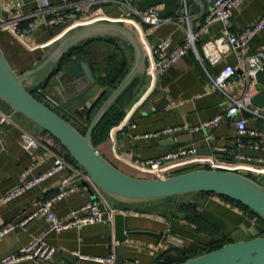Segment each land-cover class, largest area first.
<instances>
[{"label": "crops", "instance_id": "0c3cea01", "mask_svg": "<svg viewBox=\"0 0 264 264\" xmlns=\"http://www.w3.org/2000/svg\"><path fill=\"white\" fill-rule=\"evenodd\" d=\"M22 1L24 11H31L36 7L37 0ZM47 1L56 5L70 4V11L74 15H79L84 10L93 13V11L102 9L103 6H109L107 4H93L86 9L88 0ZM204 5L203 12H197L195 7H191V11L195 13L191 23L194 28L202 23L203 16L209 8L208 4ZM263 6L264 0H246L234 10L229 23L230 29L233 32H238L255 21L261 14ZM110 12L115 13L117 9L113 8ZM220 28L221 24L219 22L210 24L208 32L201 37L197 47L207 38L217 35ZM54 31L45 25H39L31 33V40L36 45L33 50L24 48L18 40L6 33H0V46L12 67L19 72H23L36 65L45 54L48 46L56 40L57 37H54ZM168 34L172 39L171 46L179 44L184 37V31L181 27L173 21H166L153 28L149 38L150 42H156L160 37ZM100 37L115 38L117 46L128 54L129 68L133 59L131 46L124 47L121 44L122 39L119 37L108 35ZM85 49L92 54L89 60L97 68V66L104 65L107 55L115 51V44L108 43L104 39H95L87 43ZM259 53L264 54V29L250 39L246 54L256 55ZM82 56L77 54L76 60H86ZM86 61L88 62V60ZM203 63L211 75L217 74L226 64L233 66L235 69V83L226 90L235 98L242 94L247 85V79L243 77L247 64L243 57L237 55L234 51H230L216 65H209L205 61ZM52 72H48L46 68L36 73L32 79H29L28 89L36 88L45 83L44 90L46 91L55 82L53 77H50ZM134 81L135 84L132 90L122 101V117L108 128L106 137L96 143L98 151L121 171L133 176L146 177L145 173L131 167L128 161L135 157L142 159L154 158L170 150H165L166 139L173 138L176 142H182L190 139L191 134L195 132L200 135L205 134L207 138L211 137L209 144L211 154L201 153L199 155L209 157L217 164L252 165L254 164L253 159L256 157L264 158V139L257 140L248 134L238 136L232 119L223 118L216 127L208 126L199 130L194 129L195 126H199L211 120L215 115L223 113L227 102L222 93L207 89L206 74L192 50H189L157 77L153 92L130 113V122H133L135 126L130 127L128 124L122 132L116 126L126 115L133 101L143 91L147 82L145 73L134 78ZM99 85L96 82L88 91L75 98L68 99L64 103L55 100L57 103L53 106L70 121L78 122L80 126H83L85 123L75 117L76 115L72 114V110L82 105ZM248 88L254 93V85L250 83ZM1 108L10 113V119L0 129V196L22 183L25 178L46 171L52 165L56 155L64 156L61 154V148L57 142L39 126L20 113L12 112L4 107ZM249 108L258 109L264 115L263 107L250 105ZM237 117L246 120L245 125L248 129H257L264 135V118L247 111L237 114ZM174 126L180 127L175 133H159L166 127ZM22 133H27L33 137L36 146L26 147L21 140ZM255 143L258 145L257 149L253 147ZM207 144V141H201L191 145L199 149ZM219 148H223L224 151ZM246 149L251 150L252 155L241 154ZM218 154L235 156L236 160L220 159L217 157ZM66 162L67 164L61 171L25 190L10 201L0 204V227L4 224H14L16 227H21L19 231L13 232L12 230L0 238V259L26 245L34 236L46 231L48 222L43 215L32 217L22 226L18 224L31 214L35 202L47 199L56 192L63 178L70 180L73 192L53 204L52 210L59 219H66L72 209L87 203L93 196L97 195V189L88 181L81 168L67 159ZM260 165L264 166V164ZM187 166L200 167L198 164H189L184 168ZM23 172L26 174L25 178L21 176ZM262 180L264 181V175H262ZM188 202L195 206L196 217L205 222L207 220L196 214L197 211L203 208L225 218L232 224H239L247 216V211L239 205L215 193H190L133 204L120 203L108 197V204L116 212L128 215L129 222L135 230L169 231L170 234L180 237L184 241L206 244L210 239L207 230L200 229L197 221L194 223L187 219V215L178 208L180 204ZM179 212L183 213L182 216L178 215ZM108 229H110L109 226L104 223H95L78 229L68 228L62 231H48L44 235V241L56 249L53 258L50 261L26 260L16 264H69L67 260H74L78 264H101L94 260L77 259L71 256L69 251L78 249L88 257H103L110 253V249L112 252L115 251L118 242L113 241L111 243V239L106 234ZM224 236L237 241L242 239L239 236H244V234L237 230L227 232ZM167 238L163 236L156 244V239L152 236L145 234L130 235L128 240L124 242V259L129 260L131 264L135 261L137 264H165L168 261L167 254L169 253L178 254L179 257L187 256V254L179 252L175 246L170 244ZM202 252L199 249L195 254L198 255Z\"/></svg>", "mask_w": 264, "mask_h": 264}, {"label": "water", "instance_id": "95a60500", "mask_svg": "<svg viewBox=\"0 0 264 264\" xmlns=\"http://www.w3.org/2000/svg\"><path fill=\"white\" fill-rule=\"evenodd\" d=\"M159 4H162L160 16L165 18L173 13L178 5V0L137 1V6L141 10L147 6ZM115 6L116 3L103 6L102 11L109 12ZM122 9L126 11L125 8ZM103 35L119 37L127 42L133 50V59L117 86L96 108L85 132L82 134L73 124L29 92V79L46 68L48 72H52L73 46L87 39ZM152 44L154 45L155 42L152 41ZM145 61V52L141 43L135 33L126 25L105 20L90 21L72 27L59 35L48 46L40 61L23 72L12 67L0 46V101L8 106L12 112L22 114L53 136L81 168L82 173L86 174L100 191L114 201L133 204L190 193L212 192L241 203L264 220V181L262 180L264 174L258 171L204 167L164 177L133 176L118 169L98 151L91 139L95 126L128 84L137 76L145 73ZM259 61L260 65L252 76L255 91L250 103L264 108V55L259 56ZM53 79L55 82L46 89V93L60 103L79 96L96 84L89 63L83 59L76 60V55L70 56L69 62L54 74ZM104 92L105 87L99 85L82 105L72 110V113L81 120H86L88 113L100 101ZM210 138L197 132L191 134L190 139L182 142H176L173 138H169L165 140V150L207 141L208 144L200 147L198 153L210 155ZM241 154L252 155L251 150L248 149ZM217 157L225 160H236L235 156L224 154H218ZM99 208L103 212L102 218L105 219L108 212L104 204H100ZM182 214L181 212L178 213L179 216ZM196 214L218 228L223 229L225 226L230 229L235 228L228 220L206 208L200 209ZM238 228L244 234L245 239L224 243L218 248L172 264H264V225L245 218L239 223ZM20 229L21 227H15L13 232ZM106 234L111 239V243L113 241L118 242L115 246V264H131L123 256L124 242L128 240L130 235L145 234L152 236L156 239V244L163 236H166L168 237L167 241L183 253L193 252L197 249L202 250L206 244L210 245L213 242L221 241L223 238L222 235L211 237L205 245H200L195 241H184L182 238L170 234L169 231L135 230L129 222V216L121 212L114 213L113 227L108 229ZM167 258L174 261L176 254L169 253ZM67 262L78 264L74 260H67Z\"/></svg>", "mask_w": 264, "mask_h": 264}, {"label": "built area", "instance_id": "2783aa9c", "mask_svg": "<svg viewBox=\"0 0 264 264\" xmlns=\"http://www.w3.org/2000/svg\"><path fill=\"white\" fill-rule=\"evenodd\" d=\"M137 1L138 0H88L86 2V8H89L93 4L111 5L116 3V6L113 8L117 9V12H103L102 9H99L95 13H88L84 10L79 15H74L70 11V4L56 5L50 4L47 0H37L36 7L33 10L24 11L22 0H0V33L10 35L18 40L24 48L33 50L36 48V45L31 40V33L39 25H45L55 30L54 37H58L72 27L96 20L119 22L128 26L135 33L144 49L146 57L145 75L147 76V82L141 94L133 101L126 115L116 126V128L122 132L124 127L128 124L130 127L135 126L133 122H130V113L150 96L155 88L157 77L163 74L189 50H192L206 74L208 81L207 89L222 93L227 102L223 113L215 115L211 120L199 126H195L194 129L199 130L200 128L208 126L216 127L223 118H228L233 120L238 136L248 134L257 140H263V133L257 129H248L245 125L246 120L242 117H237V114L247 111L258 117L264 118V115L261 114L258 109L249 108V106L252 105L250 99L253 93L248 88L250 83L254 85L252 76L260 65L259 56L264 54H246L250 39L264 29V6L261 14L255 21L242 30L233 32L229 27L233 12L246 0H178V5L173 13L165 18L160 16L162 4L147 6L145 9L141 10L137 6ZM204 4H208L209 8L203 16L202 23L194 28L191 23L195 13L191 11V7H195L197 12H203ZM122 8H125L126 11ZM166 21H173L183 29V40L179 44L171 46L172 39L168 34L160 37L153 45L149 39L153 28ZM215 22L221 24L218 34L207 38L197 47V43L201 37L208 32L209 25ZM230 51H234L237 55L243 57L247 64L246 72L243 75V77L247 79V85L242 94L236 98L231 96L226 90V88H231L235 83L234 67L226 64L217 74L211 75L203 63L205 61L209 65H216L222 60L223 56ZM38 91L51 105L57 103L45 90L38 89ZM9 119L10 113L4 111L0 107V129ZM179 129L180 127L178 126L166 127L159 133L171 134L177 132ZM21 140L28 148L36 146L35 139L27 133H22ZM253 147L257 149L258 145L255 143ZM219 149L224 151L223 148ZM253 160L254 164L252 165L217 164L209 159V157L199 155L198 149L189 145L167 150L154 158L142 159L135 157L129 160L128 164L134 169L151 177L172 175L167 174V172H176L189 164H198L200 166L198 168L209 167L230 170H253L264 174V166L260 165L264 164V158L256 157ZM66 164L67 162L64 156L56 155L52 165L46 171L29 178H25L26 174L24 172L21 173V176L25 178L24 181L7 193L1 195L0 204L10 201L25 190L61 171ZM85 176L88 181L92 183L86 174ZM92 185L94 184L92 183ZM94 187L97 189V195L94 198L72 209L66 219H59L52 210L53 204L57 200L73 192L70 180L68 178H63L56 192L47 199L35 202L31 214L18 224L22 226L32 217L43 215L48 222L46 231L40 235L34 236L26 245L20 247L18 250L3 256L0 259V264H16L26 260L50 261L56 253V249L44 241V235L48 231H62L68 228L78 229L82 226L95 223H104L108 225L109 228H112L113 215L116 210L108 204V196L95 185ZM100 204H104L108 212L105 219L102 218L103 212L99 208ZM15 227L16 225L14 224L2 225L0 227V238L14 230ZM69 254L80 260H94L101 264H115L116 260L115 251H111L103 257H88L78 249L70 250ZM132 264H137V262H132Z\"/></svg>", "mask_w": 264, "mask_h": 264}, {"label": "trees", "instance_id": "16d2710c", "mask_svg": "<svg viewBox=\"0 0 264 264\" xmlns=\"http://www.w3.org/2000/svg\"><path fill=\"white\" fill-rule=\"evenodd\" d=\"M95 39H99V40H105L108 43H112L113 45L115 44V51L113 53H111L110 55H107L104 65L102 64L101 66H97V68H95L92 64L91 61L89 60L90 57L92 56V54L85 49V46L87 43L91 42L92 40ZM115 38H110V37H96V38H90L87 39L85 41H82L81 43L73 46L68 53H66L64 55V57L61 59L60 63L56 66V68L53 70V72L51 73L50 77H53L54 74H56L60 68H62L65 64H67L70 60V56L71 55H83L82 57H84L86 60H88V63L92 69V72L94 74V77L96 79V82L99 83L100 85L105 87V92L102 96V98L100 99V101L92 108V110L88 113L87 115V119L86 120H82L85 125L83 126H77L74 121H70L64 114H61L57 108H55L53 105L51 106L50 103L48 101H46L44 99V97L39 93L38 89H45V83L41 84V86H38L36 88L33 89H28L29 92L35 96L37 99H39L40 101H42L43 103L47 104L49 107H51L54 111H56L59 115H61L64 119H66L67 121H69L71 124H73L82 134L85 132L87 125L89 123V120L92 116V114L94 113V111L96 110V108L99 106V104L106 98V96L110 93V91L115 88L117 86V84L119 83V81L122 79V77L124 76V74L127 72L128 70V62H129V57L128 54H126V51H124L123 49H121L120 47L117 46V42H115ZM97 62V60H96ZM135 84L134 79L128 84V86L122 91V93L115 99V101L110 105V107L108 108V110L104 113V115L102 116V118L100 119V121L97 123V125L95 126L92 135H91V139L93 144L96 146V143L99 140H102L106 137L107 135V131L108 128L118 122V120L122 117L123 115V111L121 110V104L123 99L125 98V96L130 93V91L132 90L133 86ZM6 106L3 102L0 101V106L3 107L2 105ZM6 109L10 110L8 106H6ZM73 114V113H72ZM75 116V115H74ZM77 117V116H75ZM78 119H80L79 117H77ZM46 132V131H45ZM47 133V132H46ZM49 134V133H48ZM50 135V134H49ZM51 136V135H50ZM56 142L57 144L60 146L61 148V154H63L65 156V158L68 161H71L73 163H75L71 157L68 155V153L65 151V149L60 145V143L53 137L51 136ZM76 164V163H75ZM209 168V167H207ZM194 169V168H191ZM190 170V169H187ZM185 170V171H187ZM183 172V171H182ZM179 173V172H177ZM206 193H212V192H206ZM218 195V194H217ZM231 202H234L235 204L239 205L242 209H244L245 211L250 212L251 215H253L256 218V222L259 221V219H261V222H258L262 225H264V220L257 215L255 212L249 210L247 207H245L244 205H242L241 203L232 200L228 197L219 195ZM180 210H182L187 216L186 218L189 219L192 222H198L197 225L199 226L200 229L202 230H207L208 234L211 237H218V236H223L221 241H217V242H213L210 245L206 244V248L203 250V252L215 249L220 247L222 244L224 243H229V242H233L232 238H225V236L223 235V233L219 232V230L208 224L207 222L200 220L196 217L195 215V206L192 205L191 203H182L179 205L178 207ZM207 243V242H206ZM202 252V253H203ZM195 252H192L190 254V256H180L178 254H176V258L174 261H166L165 264H172L174 262H181L186 260L189 257L195 256Z\"/></svg>", "mask_w": 264, "mask_h": 264}, {"label": "flooded vegetation", "instance_id": "af4514ba", "mask_svg": "<svg viewBox=\"0 0 264 264\" xmlns=\"http://www.w3.org/2000/svg\"><path fill=\"white\" fill-rule=\"evenodd\" d=\"M250 212H248L247 211V216L245 217V218H249V219H251V220H253V221H256V218L253 216V217H250ZM208 224H210V225H213V224H211L210 222H208V221H206ZM241 223V222H240ZM234 226H235V228L234 229H229V227H227V226H225L223 229H221V228H218L217 226H215V225H213L214 227H216L218 230H219V232H221V233H223V235L225 234V233H227V232H235V231H240V229L238 228V225L239 224H233ZM200 245H205V244H200ZM205 248H206V246H205ZM204 248V249H205ZM204 249H202V251L204 250ZM197 250H199V249H197ZM196 250V251H197ZM196 251H193V252H196ZM181 253H183V252H181ZM192 252H189V253H184V254H187V255H189V254H191Z\"/></svg>", "mask_w": 264, "mask_h": 264}, {"label": "rangeland", "instance_id": "374dc122", "mask_svg": "<svg viewBox=\"0 0 264 264\" xmlns=\"http://www.w3.org/2000/svg\"><path fill=\"white\" fill-rule=\"evenodd\" d=\"M86 8V7H85ZM87 9V8H86ZM92 9H94V8H92ZM96 11H93V13H95ZM129 28V27H128ZM2 34V33H1ZM121 44H123V46L124 47H129L130 45L128 44V43H126V42H124V41H122L121 40ZM2 105V104H1ZM51 105V104H50ZM4 108H6V106H4V105H2ZM52 106V105H51ZM1 107V106H0ZM74 123L77 125V126H80L79 125V123L78 122H75L74 121ZM81 127V126H80ZM192 167L191 166H187L186 168H182V169H180V170H177L176 172H167V174H176L177 172H182V171H185V170H187V169H191ZM146 177H151V176H149V175H146ZM250 217H253V215H250ZM258 222H261V219H259V221ZM239 237H242V239H244L245 238V236H239ZM239 237H236V238H239Z\"/></svg>", "mask_w": 264, "mask_h": 264}]
</instances>
